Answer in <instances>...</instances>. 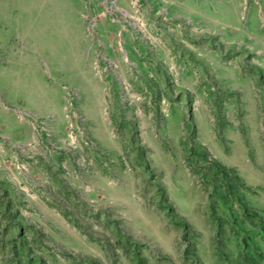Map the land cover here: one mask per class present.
<instances>
[{
    "label": "rangeland",
    "instance_id": "rangeland-1",
    "mask_svg": "<svg viewBox=\"0 0 264 264\" xmlns=\"http://www.w3.org/2000/svg\"><path fill=\"white\" fill-rule=\"evenodd\" d=\"M0 264H264V0H0Z\"/></svg>",
    "mask_w": 264,
    "mask_h": 264
}]
</instances>
